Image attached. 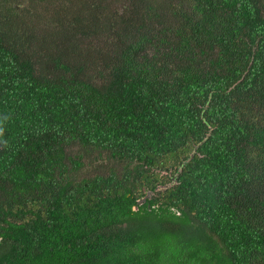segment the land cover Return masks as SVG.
<instances>
[{"label":"trees","instance_id":"obj_1","mask_svg":"<svg viewBox=\"0 0 264 264\" xmlns=\"http://www.w3.org/2000/svg\"><path fill=\"white\" fill-rule=\"evenodd\" d=\"M0 264H264V0H0Z\"/></svg>","mask_w":264,"mask_h":264},{"label":"rangeland","instance_id":"obj_2","mask_svg":"<svg viewBox=\"0 0 264 264\" xmlns=\"http://www.w3.org/2000/svg\"><path fill=\"white\" fill-rule=\"evenodd\" d=\"M94 154H95V155H97V153H96V152H94ZM97 157H99V156H97ZM100 161H102V160H99V162H100ZM97 163H98V162H97Z\"/></svg>","mask_w":264,"mask_h":264}]
</instances>
